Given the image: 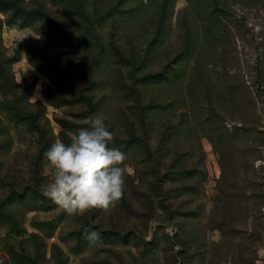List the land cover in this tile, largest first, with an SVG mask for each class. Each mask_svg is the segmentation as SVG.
<instances>
[{
    "label": "rangeland",
    "instance_id": "374dc122",
    "mask_svg": "<svg viewBox=\"0 0 264 264\" xmlns=\"http://www.w3.org/2000/svg\"><path fill=\"white\" fill-rule=\"evenodd\" d=\"M263 59V2L0 0V264H264ZM95 115L124 194L69 216L44 153Z\"/></svg>",
    "mask_w": 264,
    "mask_h": 264
},
{
    "label": "clouds",
    "instance_id": "9594fccd",
    "mask_svg": "<svg viewBox=\"0 0 264 264\" xmlns=\"http://www.w3.org/2000/svg\"><path fill=\"white\" fill-rule=\"evenodd\" d=\"M107 119L87 117V127L80 128L69 143L57 141L44 153L54 175L41 194L69 216L95 209L107 212L123 197L127 157L108 146L113 133L105 124ZM88 238L98 239L99 234L89 233Z\"/></svg>",
    "mask_w": 264,
    "mask_h": 264
},
{
    "label": "trees",
    "instance_id": "16d2710c",
    "mask_svg": "<svg viewBox=\"0 0 264 264\" xmlns=\"http://www.w3.org/2000/svg\"><path fill=\"white\" fill-rule=\"evenodd\" d=\"M247 1V3H248V5L251 7L252 5H255L256 3H258V2H263L264 3V0H246ZM226 8V10H227V8H228V6H226L225 7ZM187 49V48H186ZM261 65H263L264 66V59L263 60H261V61H259V66H257L259 69H260V72H262L263 73V75H262V77L264 78V67L262 68V66ZM257 68V69H258ZM259 69H258V72H259ZM261 75V74H260ZM227 226L228 225V222L226 221V220H223V221H221V222H219L218 223V225L216 226V227H221V226ZM225 226V227H226Z\"/></svg>",
    "mask_w": 264,
    "mask_h": 264
}]
</instances>
